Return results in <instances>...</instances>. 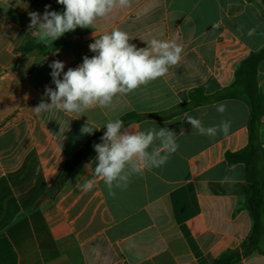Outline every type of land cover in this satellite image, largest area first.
I'll return each mask as SVG.
<instances>
[{"label": "crops", "instance_id": "obj_1", "mask_svg": "<svg viewBox=\"0 0 264 264\" xmlns=\"http://www.w3.org/2000/svg\"><path fill=\"white\" fill-rule=\"evenodd\" d=\"M46 5L64 11L57 0H0V264H211L239 250L253 226L243 206L246 169L235 164L230 170L226 154L249 142L243 100L126 124L131 131L167 128L179 147L161 167L133 175L126 189L114 188L115 196L102 180L88 192L78 187L82 177L91 178L85 166L94 168L96 156L78 164L62 188L55 184L65 161L108 121L131 112L164 114L186 104L195 88L214 94L228 87L240 62L264 47L262 0H131L91 28L42 43L29 28V13L43 14ZM113 28L126 31L137 48L153 38L175 40L182 60L108 108L36 113L42 99L50 103L46 86L55 88L49 64L77 67L95 55L89 50L94 37ZM258 85L264 91V61ZM185 112L205 127L229 120V134L201 135ZM261 122L264 146V117ZM87 123L95 129L91 135L81 131ZM235 264H264V254L255 251Z\"/></svg>", "mask_w": 264, "mask_h": 264}, {"label": "clouds", "instance_id": "obj_2", "mask_svg": "<svg viewBox=\"0 0 264 264\" xmlns=\"http://www.w3.org/2000/svg\"><path fill=\"white\" fill-rule=\"evenodd\" d=\"M57 3L63 5V12L49 11L50 5H46L43 14L29 13V28L39 42L52 43L78 27L91 28L97 19L131 6V0H57ZM255 32L252 28L247 34L253 36ZM131 39L126 31L113 28L99 38L94 37L89 50L95 55L84 56L77 67L64 71V62L52 61L49 67L55 88L46 86L44 92L50 103L42 99L34 111L83 114L96 107L108 108L118 95H127L164 77L169 68L182 60L183 47L175 40L153 38L146 42L147 47L137 48L129 42ZM217 111L223 114L226 105H218ZM184 120L199 134L212 138L218 134L227 136L231 128L229 120L205 127L200 119L187 112ZM102 128L106 131L101 142L93 145L95 167H92L93 162L85 166L91 172V178L82 177L83 182L78 185L85 192L91 191L97 181L102 180L109 194L115 196L114 188L126 189L133 175L161 167L179 147L176 134L167 128L131 131L125 128L121 119L110 120ZM81 131L91 135L95 129L87 123ZM235 167L231 165L230 170Z\"/></svg>", "mask_w": 264, "mask_h": 264}, {"label": "trees", "instance_id": "obj_3", "mask_svg": "<svg viewBox=\"0 0 264 264\" xmlns=\"http://www.w3.org/2000/svg\"><path fill=\"white\" fill-rule=\"evenodd\" d=\"M264 4V0H262ZM264 61V47L251 52L237 67L231 84L214 94H206L203 88H195L189 94L186 104L175 107L164 114L139 115L128 113L122 118L124 126L132 121L144 118L168 119L187 109L222 99H240L249 106L248 120L249 142L246 147L226 154L227 163L231 165L244 164L248 188L245 190L243 206L249 211L253 226L250 234L242 241L240 249L229 250L217 257L211 264H235L243 257L255 251L264 254L260 242L264 226V146L261 139L262 118L264 117V91L258 85V68ZM106 131L92 135L71 157H69L58 177L55 189L58 190L68 180L75 167L96 156L93 145L100 143V138Z\"/></svg>", "mask_w": 264, "mask_h": 264}]
</instances>
